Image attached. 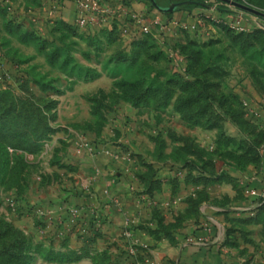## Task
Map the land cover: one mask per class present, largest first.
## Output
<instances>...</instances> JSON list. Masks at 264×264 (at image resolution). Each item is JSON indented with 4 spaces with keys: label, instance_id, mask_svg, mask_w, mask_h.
<instances>
[{
    "label": "rangeland",
    "instance_id": "rangeland-1",
    "mask_svg": "<svg viewBox=\"0 0 264 264\" xmlns=\"http://www.w3.org/2000/svg\"><path fill=\"white\" fill-rule=\"evenodd\" d=\"M199 1L169 17L136 0L147 30L143 17L82 26L43 9L0 27V264H156L157 243L138 244L134 226L115 236L104 207L84 211L94 192L83 169L95 162L124 169L144 192L160 180L181 199L264 201L249 194L264 176V19ZM236 1L264 10V0ZM242 11L260 25L239 33L213 20ZM204 85L214 106L197 116ZM248 211L227 242L260 245L264 258V210ZM174 223L163 226L173 234ZM69 249L80 257L46 255Z\"/></svg>",
    "mask_w": 264,
    "mask_h": 264
},
{
    "label": "crops",
    "instance_id": "crops-1",
    "mask_svg": "<svg viewBox=\"0 0 264 264\" xmlns=\"http://www.w3.org/2000/svg\"><path fill=\"white\" fill-rule=\"evenodd\" d=\"M101 1L107 18L115 16L116 12L123 18H130L135 14L138 18L143 17L146 25L149 23L144 17L145 11L140 10L142 7L136 0H129L130 5H125L123 0ZM121 3L123 7L119 9ZM76 5V0H0V27H4V23L10 22L8 21L10 19L19 21L20 13L31 17L40 14L42 9L48 14L55 11L58 17L73 21L78 16ZM218 14L216 18H227L230 21L238 15L235 13L224 15L220 12ZM106 155L109 156L110 152L107 151ZM263 169L264 165L261 167V175L264 173ZM83 170L91 174L88 176L87 184L89 192H94L82 199V204L86 205L84 211L91 213L94 208L98 210L104 207L106 209L104 214L110 220L111 233H116L115 236L121 234L124 224L134 226L136 230L133 231V237L138 239V244L145 243L148 244L145 246H151L157 243L150 248L156 264H264V258L259 250L260 245L241 244L240 247H236L225 242L226 231L230 228L231 222L250 216L252 212L241 209L245 207L254 209L257 206L256 199L203 200L200 214L183 220L177 232L173 233L172 240L164 235L156 236L147 230L150 227L143 226L150 225L155 228L156 217H161L166 222H176L177 217L189 206L188 199H181V195L172 191L171 183L164 182L161 190L147 193L144 192V185L140 184L138 178L125 174L124 169L114 171L117 169L111 165L106 168L95 162ZM92 175L94 178H91ZM82 185L84 186V183ZM250 187L262 192L264 176L251 181ZM80 189L82 190V187ZM85 192L88 193L86 190ZM186 196L190 197L192 193ZM228 205L231 210L225 207ZM168 206L172 208L170 212ZM158 210L162 214L157 212ZM88 217L87 214L86 219Z\"/></svg>",
    "mask_w": 264,
    "mask_h": 264
},
{
    "label": "trees",
    "instance_id": "trees-1",
    "mask_svg": "<svg viewBox=\"0 0 264 264\" xmlns=\"http://www.w3.org/2000/svg\"><path fill=\"white\" fill-rule=\"evenodd\" d=\"M144 1H147L148 3H150L152 6L155 7V5L150 1V0H144ZM124 4L125 5H130V1L129 0H123ZM197 5H203L201 3H198L196 5H190V6H187L183 9H186V10H191L192 7L194 6H197ZM204 6V5H203ZM253 7V6H252ZM219 11L222 12L224 10H227L226 8H222V7H218ZM258 9V8H257ZM261 10V9H259ZM264 12V10H261ZM173 12V11H172ZM172 12H167L166 14L171 17L170 15L172 14ZM258 17H261L264 19V17L262 16H258ZM230 28V27H229ZM231 30H234L232 28H230ZM252 30V29H250ZM248 30V31H250ZM248 31H240L239 33H245V32H248ZM1 84V83H0ZM199 88V87H198ZM207 89V86H201L199 91L198 92H202L200 90H203L204 92L202 93H206L208 92ZM198 94V93H197ZM208 96H210L209 92L205 94H202V95H198L196 97V95L194 96V99H192V107L195 105V104H200L202 100H206V103H207V106L205 107H198L197 109V112H196V115H202L204 114L205 112H207V110L209 111L210 109L213 108L214 104L213 102L211 103H208ZM208 98V99H207ZM202 108H205L204 113L202 112ZM261 164L264 165V157H262V160H261ZM153 187H149L146 189V192L147 193H153L154 191L156 190H161L162 189V182L160 180L158 181H153ZM174 182H172L173 184ZM175 187H176V184H173ZM173 186V188H174ZM203 200H208L207 197H205V199H192V196L188 197V203H189V206H188V209L186 210L185 213H182L180 214L178 217H177V220H176V223H174V227H178L181 225L182 221L187 219L188 217H194L195 215H198L200 214V206H201V203L203 202ZM257 200V206L253 209L255 210L256 212H262L264 210V201H262V199H256ZM259 214V213H258ZM159 220V227L158 229H151V228H148L147 230H149L150 233L152 234H157L156 236H159L160 235H164L165 237H169L170 239H174V236L171 232H169L168 228L163 226V223H164V219L159 217L158 218ZM228 236H230V229H227L226 231V237H225V242H227L228 240ZM79 251H76V250H72V249H69L68 251H66L65 253H62V252H56L54 254V252L52 253H48L46 254L48 256V259L49 260H56V261H69V260H72L71 256L72 255H77L78 257H80L81 254L78 253ZM77 257V258H78ZM76 259V258H75Z\"/></svg>",
    "mask_w": 264,
    "mask_h": 264
},
{
    "label": "built area",
    "instance_id": "built-area-1",
    "mask_svg": "<svg viewBox=\"0 0 264 264\" xmlns=\"http://www.w3.org/2000/svg\"><path fill=\"white\" fill-rule=\"evenodd\" d=\"M77 2V10H78V16L75 18L76 22L80 25H85L90 22L99 23L104 22L107 20L106 11L103 7V3L101 0H76ZM123 7V3H121L120 8ZM133 18H138L137 15L133 14ZM213 20H216L217 22H220L219 18H214ZM177 24V22H175ZM227 25H229L230 28L236 30V31H248L251 28L258 27L259 21L257 20V17L249 14L244 13L243 11L238 13L237 17L233 18V20H228L226 22ZM165 27H168L170 23H164ZM145 30L148 29V26L144 24ZM1 54V51H0ZM249 194L251 196H263L264 197V189L262 192H260L257 188L249 187ZM250 209V207H245L241 209L242 211H246ZM129 235H131V232H129Z\"/></svg>",
    "mask_w": 264,
    "mask_h": 264
},
{
    "label": "water",
    "instance_id": "water-1",
    "mask_svg": "<svg viewBox=\"0 0 264 264\" xmlns=\"http://www.w3.org/2000/svg\"><path fill=\"white\" fill-rule=\"evenodd\" d=\"M158 9H160L161 11L163 12H172V11H175V10H181L183 9V6L186 5V4H189V3H192V1L188 0V1H182V2H178V3H175L173 2V0H171V3L168 7H162L160 5L157 4L156 0H150ZM221 1H224L226 3H230L234 6H236L237 8L239 9H242L244 11H247V12H250V13H253L255 15H258V16H262L264 17V12L255 8V7H252L248 4H245V3H242V2H239V1H236V0H221ZM203 5H205L204 3H201Z\"/></svg>",
    "mask_w": 264,
    "mask_h": 264
},
{
    "label": "flooded vegetation",
    "instance_id": "flooded-vegetation-1",
    "mask_svg": "<svg viewBox=\"0 0 264 264\" xmlns=\"http://www.w3.org/2000/svg\"><path fill=\"white\" fill-rule=\"evenodd\" d=\"M182 1H188V0H173V2L178 3V2H182ZM192 1V3L186 4L183 6V8L190 6V5H196L198 3H202L199 0H190ZM157 4L162 6V7H168L171 3V0H156Z\"/></svg>",
    "mask_w": 264,
    "mask_h": 264
}]
</instances>
